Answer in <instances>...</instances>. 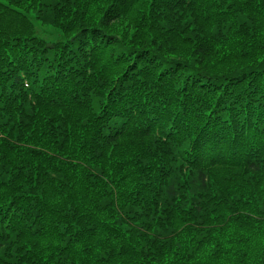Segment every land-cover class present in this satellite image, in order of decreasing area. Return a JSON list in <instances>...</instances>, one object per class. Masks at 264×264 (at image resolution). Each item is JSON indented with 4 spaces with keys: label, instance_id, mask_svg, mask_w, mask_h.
<instances>
[{
    "label": "trees",
    "instance_id": "16d2710c",
    "mask_svg": "<svg viewBox=\"0 0 264 264\" xmlns=\"http://www.w3.org/2000/svg\"><path fill=\"white\" fill-rule=\"evenodd\" d=\"M0 264H264V0H0Z\"/></svg>",
    "mask_w": 264,
    "mask_h": 264
},
{
    "label": "rangeland",
    "instance_id": "374dc122",
    "mask_svg": "<svg viewBox=\"0 0 264 264\" xmlns=\"http://www.w3.org/2000/svg\"><path fill=\"white\" fill-rule=\"evenodd\" d=\"M36 24H37L38 28H39V27H42V26H40V24H39L38 22H36ZM39 31H40L41 34H43V35H45V36L48 35L47 32H46L45 30H41V29H39Z\"/></svg>",
    "mask_w": 264,
    "mask_h": 264
}]
</instances>
